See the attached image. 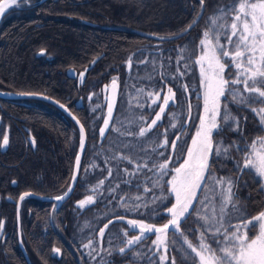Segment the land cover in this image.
Instances as JSON below:
<instances>
[{
  "label": "trees",
  "instance_id": "1",
  "mask_svg": "<svg viewBox=\"0 0 264 264\" xmlns=\"http://www.w3.org/2000/svg\"><path fill=\"white\" fill-rule=\"evenodd\" d=\"M230 3L231 0H204L199 22L185 35L164 41L140 35L137 30L160 35L178 33L196 18L200 0H19L17 7L5 12L0 20V89L41 92L63 102L80 119L87 134L86 150L71 196L58 207L54 202L31 197L22 201L20 236L33 264H101L102 261L103 264H159L161 253L152 243L156 239L155 234H149L124 254L118 250L125 247V231L128 239L139 235L138 231L128 228V220L159 227L170 219L165 209L173 202V196L167 182L174 173V167L185 157L192 132L185 129L184 120L183 128L177 127L171 137L165 128L167 122L164 118L169 110L179 106L180 101L176 76L177 68L182 72L183 65L180 67L177 63L176 51L179 45V49L187 51L195 46L197 54L209 17ZM189 36L193 38L192 42H186ZM156 52L165 53L169 60L148 74L146 64L150 63V58L147 56ZM102 53L87 71L83 85L78 86L76 79L67 75L69 68L80 71ZM233 71L234 68L225 69L227 79L232 78L229 73ZM112 77L117 78L116 97L127 87L135 86H141L148 93H159L154 107L145 103L144 110L139 107L138 111L135 110L142 113L145 121L137 122L133 130H122L119 137L125 142L136 140V135H127L129 131L138 132L140 127L151 123L152 116H156L163 105V97L170 95L168 89L174 93V100L169 101L161 120L146 136H136L142 138L143 143L123 151H106V143L112 134L113 114L106 137L104 140L99 138V127L106 117L107 104V99L103 105L100 103L102 85L109 82L110 87ZM183 83L188 86L187 93L184 91L185 100L192 102L193 96L198 97L194 93L199 86L188 80ZM164 87L167 91L161 92ZM79 98L82 101L77 106ZM150 99H154L153 95ZM116 101H119L118 97ZM226 101L231 114L239 121L240 131H232L219 121V131L212 134L213 146L215 149L219 144L228 151H222L218 156L215 152L209 154V170L205 177L210 172L233 181V199L244 214L232 219V223L237 224L239 219L251 218L264 208V191L254 173L238 170L241 153L229 146L233 143L240 147L250 145L264 131L260 130L258 118L251 111L236 107L230 98ZM136 103L141 104L140 98ZM255 106L264 107V104L249 107ZM150 108L152 111L149 113ZM186 110L188 112L189 105ZM4 134L8 135L9 142L4 148L0 146V264H27L18 241L16 200L25 191L52 196L66 189L79 133L72 119L49 102L36 98H0V145ZM176 135L179 138L188 136L184 144L176 139V148L173 149L171 144ZM165 139L168 145L159 147ZM119 157L130 158L132 163ZM145 162L148 163L147 168H141L136 175H129L136 165ZM164 162L168 164L166 175L160 177L154 169L150 171L153 164ZM95 166L101 169L97 170ZM128 180L131 183H125ZM157 180L159 186L153 188L152 182ZM100 181L104 183L97 187ZM204 183L202 181L201 188L196 191L198 200L193 201L197 207L203 198ZM144 187L152 191L144 192ZM93 188L97 190L93 192ZM113 188L115 192L110 191ZM89 196H93L94 202L79 207L78 202L86 201ZM136 196L143 199H133ZM160 196L166 198L152 202V197ZM145 203L148 207L141 206L137 210L138 204ZM109 220L113 223L108 224ZM106 224L108 227L104 229ZM180 228L193 245L198 243L202 229L194 217H189ZM100 229H104L103 237L99 235ZM168 240H172L171 232ZM89 241L91 245L84 247ZM208 242L212 243L211 240ZM179 247V243L170 244L168 260L164 264H171L173 257L175 264H185L183 252L177 251ZM187 264H192V261Z\"/></svg>",
  "mask_w": 264,
  "mask_h": 264
},
{
  "label": "snow or ice",
  "instance_id": "2",
  "mask_svg": "<svg viewBox=\"0 0 264 264\" xmlns=\"http://www.w3.org/2000/svg\"><path fill=\"white\" fill-rule=\"evenodd\" d=\"M203 5L204 0H200ZM19 0H0V15L5 14L6 10L17 7ZM202 17L198 15L194 21L188 25L184 32H187ZM208 28L203 32V38L200 41L201 55L193 61L199 65L200 86L203 88V115L199 116V126L195 135L192 137L191 146L187 148V158L183 164L174 169L175 175L167 183L171 185L170 193L175 196V203L166 211L170 215L167 223L157 227L154 224H145L142 221L128 220L127 225L130 230L138 231L139 235L127 238V231L124 232L125 247L118 251L124 254L127 249L142 242L149 234H155L156 239L152 243L160 251L159 264H164L168 260V249L170 244L180 247L177 251L183 252L185 264L189 260L192 264H264V211L259 212L251 219H239V223L232 224L234 217H243L239 206L234 202V193L232 191L233 182L224 178L205 177V172L209 170L208 158L209 154L215 152L218 156L223 151L226 153L228 148H221L218 144L215 149L213 146L212 134L213 130L219 131L223 122L230 130L239 132V121L231 114L227 104L221 105V97L225 100L231 99V102L238 108H245L251 111L258 118L260 130L264 131V107L250 108L252 104H264V0H231V3L223 8L217 9L216 13L208 19ZM171 37H160L161 40L170 39ZM224 43H221V41ZM180 55L177 63L186 59L184 52L186 49H179ZM191 59V56L187 57ZM131 67V61H129ZM185 69L189 67L184 64ZM234 68L229 75L231 79L225 78V69ZM177 74L183 76L185 73L177 68ZM175 79V77H173ZM112 87H117V78L112 80ZM185 91L188 90L187 85H183ZM170 95L163 97V105L160 111L156 113L155 119L151 121L147 127H140L138 132L129 131L127 135H136L144 137L146 134L161 120V115L165 112L170 100H174V93L169 88ZM25 95H33L32 93H22ZM151 95V94H149ZM159 98V94H157ZM199 98V97H198ZM155 103V101L153 102ZM63 107V105H61ZM113 105H108L109 118H111ZM191 115V105L189 104V116ZM175 118V114H173ZM143 120L144 117H140ZM132 123V122H130ZM105 127L100 129V135L105 134L109 120L105 119ZM236 127L233 128L232 125ZM183 128V124L180 125ZM171 127H176L172 124ZM81 148L84 147V128L80 127ZM179 137H177V140ZM9 142L7 134L3 135L2 145L6 146ZM34 143V141H33ZM168 145L165 139L159 147ZM171 147L176 148V141H172ZM229 147H235L241 153L242 163H237V168L241 173L248 170L249 174H255L264 179V136H259L252 141L250 145L240 147L233 143ZM153 152L156 150L153 149ZM163 155V153H160ZM119 159L130 158L119 157ZM80 157L77 156V170H79ZM148 163L136 165L135 170L129 175H136L141 168H147ZM155 170L158 176L162 177L167 174V162L158 165L153 164L151 170ZM127 172V169H125ZM109 176L112 175L111 169L108 170ZM211 178L213 181V191L216 185H220L221 191L215 193L211 201L208 197L199 200V207L193 204L194 200H198L196 190L201 188V182L207 183ZM73 181L76 175H73ZM103 181L99 182L103 185ZM125 183H131L130 180ZM153 188L159 186V181H153ZM117 187H119L117 185ZM140 185H137L139 188ZM68 191L62 196H57V201L63 200L71 192ZM97 189L93 188L95 192ZM115 188L110 191L115 192ZM152 189L144 187V192H150ZM163 191V188H161ZM29 195L28 193L24 194ZM166 197H152L155 200H163ZM23 199V197H21ZM125 199V197H120ZM133 199L140 201L142 196H136ZM93 196L87 197L86 201L78 202L79 207L85 204H92ZM148 207L145 203L137 205L139 207ZM189 217L195 218V223L200 225L202 229L198 238V243L193 245L187 239L180 225L186 223ZM123 220L124 217H118ZM113 221L109 220L108 224ZM259 224L258 234L254 238L248 235L249 231H256V224ZM104 226V229L108 227ZM2 227V223H0ZM104 229H100L99 235L104 236ZM191 231V229H189ZM171 232L172 240H168V234ZM211 240L212 243L208 241ZM91 241L84 247H89ZM59 252V249L55 250ZM139 255V254H137ZM103 264V261L101 262ZM171 264H175V258L171 260Z\"/></svg>",
  "mask_w": 264,
  "mask_h": 264
},
{
  "label": "rangeland",
  "instance_id": "3",
  "mask_svg": "<svg viewBox=\"0 0 264 264\" xmlns=\"http://www.w3.org/2000/svg\"><path fill=\"white\" fill-rule=\"evenodd\" d=\"M188 38L189 39L186 42H192L193 41V38H191V36H189ZM202 38H203V35H202L201 39ZM201 39H200V41H201ZM221 43H224V41L222 40ZM179 46H178V49L176 51L178 57L180 55V52L178 51ZM180 49H182V48H180ZM195 50L196 49L194 46V48L191 47L188 49V51L186 50L183 53L184 56L186 57V59L183 61H180L179 63H180V67H181V65H183L182 72H184L185 74L183 75V79H182V76H179L178 74L176 76L178 87H180V92H179V90H177L178 98H180V101L178 102L179 106L177 108H172L171 110H169L166 118H164L165 122H167V125L165 128L167 130V133H169L168 135H170V137L173 135L176 128L180 127V125L183 124V120L185 121L184 125H187L185 127V129L192 131L191 135H190L191 137L189 139V143L187 145V148L189 146H191L192 137L195 135L197 128L199 126V116L204 114L203 113V101H202L203 88L200 86V82H199L200 81L199 65H196L193 63V61L198 59L199 56L201 55V48L199 47V51L197 54H196ZM189 56H191V59H187V57H189ZM147 57L150 58L149 59L150 63L146 64V68L148 69V74H152L156 68L163 66L162 63L169 60L168 55H166L165 53H158V52H156L155 55H148ZM184 62H186L187 64L190 65L187 69H185V67H184V64H185ZM230 69L232 70L233 68H230ZM150 71H151V73H150ZM225 78H226V75H225ZM112 79H114V78L112 77L111 80ZM184 80H186V81L188 80L193 85L195 83V84H198V86H199L197 89V92L194 93V94H196L195 96H198L199 98L194 97V96H193V98L191 97L192 98V102L190 101L191 103L189 101L186 102V100H185L186 98L184 97V95H185V92H184L185 90L183 88V85H184L183 81ZM108 90H109V82L102 85L101 101H100L101 105H103L107 99ZM161 90H162L161 92H163L164 90H166V87L161 88ZM186 93H187V91H186ZM149 94H151V95H149ZM157 94H159V93L158 92L148 93V90H147V92L144 91L141 86H138V87L135 86V87H129V88L127 87L126 89L121 91L120 95L119 94L117 95L119 101H116L115 105H114L113 124L111 125L112 134L110 135V138L108 139V141L106 143V151H108V150L123 151L124 148L131 149L134 146H136V145L140 146L143 143V142L141 143L142 138H137L136 136H135V138H136L135 141L129 140L127 142L123 141V139H120L119 136H121V132H122V130H125V128L129 129V130H133L135 128L137 122L145 121L144 120L145 117L142 115V113H136L135 110L138 111L139 110L138 107L140 109L142 108L141 110H144V108L146 106L145 103H147V105L149 104L150 106L152 105V107H154V105L157 104V102H156ZM152 95H153L154 99H150V98H152ZM146 97H148L147 98L148 101H146ZM139 98H140L141 104L136 103L137 100H139ZM143 98H144V102H142ZM154 101H155V103H153ZM189 103L191 105V117L190 118L188 117L189 116L188 115L189 110H188V112H186L187 111L186 109H187V106L189 105ZM226 103H228V102L226 100H224L223 97H221V105L222 104L224 105ZM151 108L149 110V113L152 111ZM254 108H261V106H255ZM103 114H105V109L103 110ZM173 114H175V118L173 117ZM154 116L155 115L152 116V120L155 119ZM140 117H144V119L140 120L139 119ZM130 122H132V123H130ZM172 124H176V127H171ZM213 131H215V130H213ZM187 136L188 135L181 136V138H179L180 139L179 142H182L184 144V142H186V140H187ZM262 136H264V134ZM176 137H178V135H176ZM183 147H184V145L181 148L182 150H183ZM187 148L185 150V157L174 167V169L179 167L181 164H183L184 159L187 158ZM241 163H242V156H241ZM95 168L97 170L101 169L99 166H95ZM173 175H175V172L173 173ZM211 177L220 178V177H217L216 174H211ZM257 178H258L260 187H262V189L264 191V179H261L259 176H257ZM171 179H172V177L169 179V181ZM224 179L225 180H231V179H227V178H224ZM201 184H202V182H201ZM170 188H171V185L169 184V190H170ZM220 191H221L220 185H216L215 190L213 191V181L211 178H209L207 180V183H204V187H203V191H202V197H203L202 200L205 197H208L209 201H211L212 198L214 197L215 193H218ZM172 196H173V202L167 208L171 207L172 204L175 203L174 194H172ZM166 209H165V211H166ZM261 211H264V208ZM256 215H254V216H256ZM254 216H252V217H254ZM251 218H247V219H251ZM232 224H236V223H232ZM258 230H259V224L257 223L256 224V231H249L248 235L250 237L254 238V236L256 234H258Z\"/></svg>",
  "mask_w": 264,
  "mask_h": 264
},
{
  "label": "water",
  "instance_id": "4",
  "mask_svg": "<svg viewBox=\"0 0 264 264\" xmlns=\"http://www.w3.org/2000/svg\"><path fill=\"white\" fill-rule=\"evenodd\" d=\"M203 11H204V4L201 5L200 11L197 14V16L198 15H201V13L203 14ZM3 15H0V20L2 19ZM187 27L188 26H186L184 29H186ZM184 29L181 30L178 33L171 34V35H160V34H156V33H153V32H148V31H143V30H137V33L140 34V35L146 36V37H150V38H153V39H157V40H161L160 37H171L170 39H165V40H171V39H175V38H178V37H181V36L185 35L191 28L187 32H184ZM161 41H164V40H161ZM102 55H103V53L100 54V55H98V56H95L90 61V63L88 65H86L80 71H76L75 69L69 68L67 70V75L69 77H71V78L76 79V82H77V85L78 86L83 85L84 82H85V78H86L87 71L90 70L95 65V63L98 61V59ZM116 92H117L116 91V88H113L112 87V84H111L110 87H109V90H108L107 104H106V117H105V119H108L109 120V124H110L111 118H109L108 105L110 103L113 105V109H112V113H111V117H112L113 110H114V105H115V101H116ZM22 93H32L33 95H25V94H22ZM0 98H6V99L36 98V99H41V100H44L46 102H49V103L55 105L57 108H59L60 110H62L67 116H69L72 119V121L75 123V125H76V127L78 129V133H79L78 148H77V152H76V155H75V158H74V164H73L71 178H70L69 184L66 187V189L63 192H61L59 194H56V195H52V196L37 194V193L31 192V191H25V192H23V193L20 194V196L18 198V201H17V209H19L20 202L22 200L21 197L25 198V197H28V196L29 197L39 198V199L44 200V201L54 202L56 207L60 206L63 202H65L71 196L73 190L75 189V186H76V183H77V180H78V176H79V172H80V168H81L82 158H83L84 152L86 150V146H87V135H86V130H85L84 126H83V128H84V147H83V149L81 148V133H80V127H81V125H83L82 122L76 116V114L69 109V107L66 104H64L63 102H61V101H59V100H57V99H55V98H53V97L45 94V93H41V92H16V91H8V90H1L0 89ZM81 101H82L81 98H79L76 101L77 106L81 103ZM61 105H63V107H61ZM105 119H104V121H105ZM104 121H103L102 125L99 128V137H100V140H103L105 138V136L107 134V131H108V128H109V124H108V127L105 130V134L103 136L100 135V129L105 127ZM176 139H177V137L175 136L174 140H176ZM31 142H32V139H31ZM4 147L5 146H2V148H4ZM77 156L80 157L79 170H77ZM74 174L76 175V180L75 181H73V179H72ZM70 186H71L72 190H71V192H69L68 196H66L61 201H57L55 199V197L62 196L65 192L68 191V189H69ZM25 193H28L29 195L25 196L24 195ZM17 223H18V241H19V246H20V248H21V250H22V252H23V254L25 256V259H26L27 264H33L31 262L29 256H28V254H27V252H26L23 244H22V241H21L20 230H19L20 229L19 228V226H20L19 214H17Z\"/></svg>",
  "mask_w": 264,
  "mask_h": 264
},
{
  "label": "flooded vegetation",
  "instance_id": "5",
  "mask_svg": "<svg viewBox=\"0 0 264 264\" xmlns=\"http://www.w3.org/2000/svg\"><path fill=\"white\" fill-rule=\"evenodd\" d=\"M81 86V85H80ZM82 105V104H81ZM80 105V106H81ZM87 135V134H86ZM29 141H30V143L31 144H33V140H32V142H31V138H29ZM29 197V196H28ZM18 198H19V196H18ZM18 198H17V200H16V205H15V209H16V219H17V214H19V212H20V208H21V204H22V201L25 199V198H27V197H25V198H23L22 200H21V202H20V206H19V209H17V201H18ZM31 198H35V197H31ZM37 199H39V198H37ZM41 200V199H40ZM44 201V200H43ZM47 202H51V201H47ZM50 206V208H49V210L51 211V205H49ZM19 222H20V218H19ZM17 228H18V223H17Z\"/></svg>",
  "mask_w": 264,
  "mask_h": 264
}]
</instances>
